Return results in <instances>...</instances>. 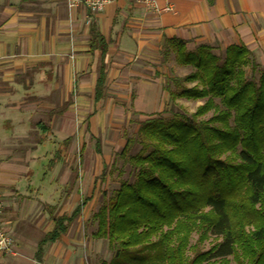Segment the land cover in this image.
Here are the masks:
<instances>
[{
	"label": "crops",
	"instance_id": "1",
	"mask_svg": "<svg viewBox=\"0 0 264 264\" xmlns=\"http://www.w3.org/2000/svg\"><path fill=\"white\" fill-rule=\"evenodd\" d=\"M155 3L157 11L111 0L90 13L65 0H0L1 218L13 239L0 264H88L102 242L90 228L108 163L99 157L103 144L117 118L129 121L130 111L154 117L169 104L153 65L165 41H182L187 51L245 47L264 67V0ZM74 138L81 143L76 159ZM88 138L101 159L92 156L95 165L81 155ZM79 206L49 240L55 219Z\"/></svg>",
	"mask_w": 264,
	"mask_h": 264
},
{
	"label": "trees",
	"instance_id": "2",
	"mask_svg": "<svg viewBox=\"0 0 264 264\" xmlns=\"http://www.w3.org/2000/svg\"><path fill=\"white\" fill-rule=\"evenodd\" d=\"M215 49L187 51L179 40L162 46L164 54L173 51L179 63L195 70L181 80L166 78L162 89L173 101L205 102L189 117L139 121L135 137L126 139L118 156L135 179L122 181L107 199L103 195L92 216V238L107 241L113 252L108 264H215L228 256L237 264H264V68L245 47L228 46L223 55L211 53ZM103 81L101 70L97 99ZM185 81H198L201 88L182 86ZM210 110V118L198 120ZM135 144L139 150L129 155ZM79 209L56 218L47 238L64 232ZM245 226L253 229L246 233ZM193 233L197 244L210 234L221 242L200 252L189 247Z\"/></svg>",
	"mask_w": 264,
	"mask_h": 264
},
{
	"label": "rangeland",
	"instance_id": "3",
	"mask_svg": "<svg viewBox=\"0 0 264 264\" xmlns=\"http://www.w3.org/2000/svg\"><path fill=\"white\" fill-rule=\"evenodd\" d=\"M224 51L225 49L221 51L218 48H216L215 50H212L211 53H213L214 55H223ZM163 54L164 53L161 51V54H160L161 56L159 57L158 62L153 64L154 66L159 67V72H155L154 75L155 77L159 75L161 76L162 85L164 84L166 78H169V79L175 78V79L181 80L195 71L193 67L179 63L173 51H169L168 53L164 55ZM261 68H264V67H261ZM257 77H258V74H257ZM181 84L182 86H185L187 88H190L193 86H197L199 89L201 88L200 84H198V81H193V82L185 81V82H182ZM171 88L178 92L181 91L180 88L176 89L174 85H171ZM213 101L217 107L222 108L218 98H213ZM204 102H205V99L194 100V99H185V98H178L173 101L169 97V104L165 107V109L161 113H155L154 117L161 116V117H165L166 119L176 117L177 115L189 117L191 114H193L196 111L198 107L203 105ZM130 114H131V117L129 118V121H125L123 119L117 118V120L113 124L116 127L114 128L110 127L112 129H116V131L113 132L114 135L112 138H110L111 133H109L108 138L110 139H107L108 141L107 143L109 142L114 143L115 145L114 148L111 149L110 146H108L111 144H108V145L107 143L103 144V151H101V155L99 157L102 158L105 156L104 159L108 163L103 164L105 170L104 172L102 171V173L98 176V178L104 182V186H103V190H101V196L99 198V201L97 202L98 208L96 209L95 212H97V210L99 209V207L101 206L103 202V195L105 199H107V197H109L112 194V191L118 189L122 181H128L129 183H131L135 179L134 178L135 173L131 165L126 161V159L119 157L118 154L121 152V150L125 146L126 139L129 137H132V138L135 137L137 129H138V122L147 120L149 119V117L146 119L145 118L140 119L136 117L135 115H133L131 111H130ZM212 114H213V110H210L209 112H207L206 114L198 118V120H207L208 118L212 116ZM150 118H153V117H150ZM74 122H75V119L73 117V125L75 124ZM229 124L233 126L232 117L229 118ZM80 144L81 143L79 142L78 138L73 139V152H74L75 159L80 155V147H81ZM84 144H85V147L81 154L82 157L88 156V160H89L88 165H95L94 164L95 159L93 160L92 156L96 158L98 156H95L94 153L90 150L93 147V141L88 138ZM138 150H139V145L135 144L128 154L133 155ZM90 151H91V155H90ZM99 157H98V160H101ZM231 157H233V154ZM91 221H92V228L90 229L93 230L94 232L96 229V223L93 221L92 217H91ZM252 229H253L252 226H245L244 228L246 233H248ZM197 239H198V234L193 233L189 239V247L196 246V249L200 252H205L209 250L213 245H216L217 243L221 242V238L215 237L211 234L209 235L208 238H206L204 241H202L199 244H197ZM91 253L92 254H89L88 256V264H102V263L108 264L111 261V258L113 256V252L108 249L107 241L105 240H102V242L100 243V246H98L96 250H93ZM185 254L188 257H191L193 254L192 249H186ZM236 257L237 258L241 257V250L239 248H237ZM214 260H215V264H237L235 257H232V256H228L225 261H222L218 258ZM212 261L213 260H211V262Z\"/></svg>",
	"mask_w": 264,
	"mask_h": 264
},
{
	"label": "built area",
	"instance_id": "4",
	"mask_svg": "<svg viewBox=\"0 0 264 264\" xmlns=\"http://www.w3.org/2000/svg\"><path fill=\"white\" fill-rule=\"evenodd\" d=\"M69 7H75L78 5L85 6L90 13H98L111 2V0H65ZM133 2L141 5L145 9L157 11L155 0H132ZM2 202L0 195V258L4 255L12 252L13 239L7 233L2 223Z\"/></svg>",
	"mask_w": 264,
	"mask_h": 264
}]
</instances>
